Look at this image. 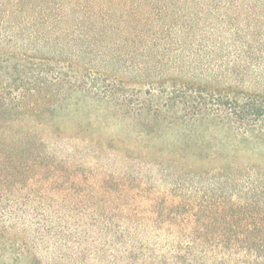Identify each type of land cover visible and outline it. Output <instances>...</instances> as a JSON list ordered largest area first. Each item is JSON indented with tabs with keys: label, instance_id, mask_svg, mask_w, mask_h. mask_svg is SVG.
Masks as SVG:
<instances>
[{
	"label": "trees",
	"instance_id": "1",
	"mask_svg": "<svg viewBox=\"0 0 264 264\" xmlns=\"http://www.w3.org/2000/svg\"><path fill=\"white\" fill-rule=\"evenodd\" d=\"M85 99L129 135L61 131ZM250 144L264 146V0H0V220L31 213L35 257L264 264Z\"/></svg>",
	"mask_w": 264,
	"mask_h": 264
},
{
	"label": "rangeland",
	"instance_id": "2",
	"mask_svg": "<svg viewBox=\"0 0 264 264\" xmlns=\"http://www.w3.org/2000/svg\"><path fill=\"white\" fill-rule=\"evenodd\" d=\"M136 89H139L142 92L141 98L146 102V105L155 106L157 104H162L166 99V97L161 95L159 92L146 94V87L138 86ZM98 106L99 105L97 102H94L91 99H85V101H81V105L78 107H75L74 105H68L64 111L65 118L59 120L57 123L58 128H60V130L66 133L68 136H72L75 133L81 132L86 138L109 140L121 139L122 137L129 135L127 130H124L118 125L116 118L110 117L111 115L100 110ZM111 113H113V111ZM104 115L108 117L106 118ZM105 118L108 121H105ZM217 134L219 135V138L225 137V133L223 131L218 132ZM131 136L134 141H136L135 139H139L137 134L134 132L131 134ZM138 145H140L141 148L146 149L144 143H138ZM168 145L169 142L164 137H155L154 140L149 143V148L146 151L151 152L152 154H157L158 156V150H163V148H167ZM246 145L247 144H245V146ZM240 155L241 159L245 161L264 162V146L261 144H250L247 152H242ZM82 159L86 162L89 161L87 158L82 157ZM98 165L99 164L96 162L88 168H91L92 171L97 169L98 167L96 166ZM84 168L88 171L86 166ZM79 175L84 178L87 177L86 172L82 175V172L79 171ZM5 200L1 202L2 207L5 206ZM30 214L31 213L19 215L14 214L16 217H9L4 219V221L0 220V232H3L7 235L6 239L0 238V264H38V260H41L42 264H69L66 257L60 258L59 260L61 261L57 262L52 259L56 258L57 254H59V251L55 253V255L44 252L42 255L35 257L34 251H32L34 249L31 247L37 243V231L40 228L37 227L39 225H36L37 222L32 224L35 221L33 220V217L30 219ZM42 225L44 226L43 223ZM24 238H27L28 242L30 243L31 246L29 248L25 249L22 247ZM73 239V237H68L67 240L70 241ZM86 242L87 243L85 246L88 248L91 247V243H94L92 240H88ZM74 251L75 249L73 248V242H67V244L62 249V254H68L69 256ZM78 262L81 264H91L93 260L92 257L82 254L78 258Z\"/></svg>",
	"mask_w": 264,
	"mask_h": 264
}]
</instances>
